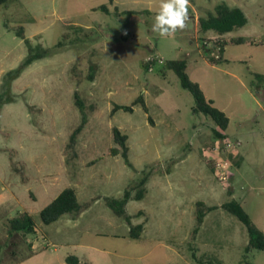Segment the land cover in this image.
I'll list each match as a JSON object with an SVG mask.
<instances>
[{
    "label": "rangeland",
    "instance_id": "1",
    "mask_svg": "<svg viewBox=\"0 0 264 264\" xmlns=\"http://www.w3.org/2000/svg\"><path fill=\"white\" fill-rule=\"evenodd\" d=\"M222 2L241 8L248 22L225 34L224 60L212 63L203 40L219 35L192 42L191 5L205 17ZM160 3L0 4V264H264V250L246 249L244 223L221 207L237 199L264 231V82L255 77L264 75V0H192L187 27L164 37L152 30ZM103 4L110 10L95 9ZM234 37L245 41L230 42ZM35 53L43 56L8 77ZM149 58L164 62L149 70ZM180 58L230 117L225 140L215 138L211 117L194 110L196 99L176 72L164 68ZM141 94L148 112L137 104L112 114L114 104L131 105ZM82 110L87 123L72 141ZM114 126L129 137L132 165L110 155ZM217 144L230 162L225 180L215 167ZM142 180L144 198L134 199ZM68 186L80 211L45 224L41 210ZM126 190L130 221L107 204ZM198 201L218 206L201 225ZM23 211L33 216L35 233L11 229L9 220ZM137 224L143 229L133 238ZM70 255L79 262H68Z\"/></svg>",
    "mask_w": 264,
    "mask_h": 264
},
{
    "label": "trees",
    "instance_id": "2",
    "mask_svg": "<svg viewBox=\"0 0 264 264\" xmlns=\"http://www.w3.org/2000/svg\"><path fill=\"white\" fill-rule=\"evenodd\" d=\"M10 0H0V4L7 5ZM114 0H109V4L112 5ZM95 9H101L103 11H109L110 7L107 4H103ZM126 13H132L131 11H125ZM248 22V17L246 13L239 7H232L229 4L222 2L216 6V11L209 13L205 17H201L199 20L201 32H207L213 30L218 35L222 36L226 33L233 31L235 28L243 27ZM19 36L25 38L24 28L21 27L19 31ZM244 37H234L230 40L233 43H244ZM228 42L224 41L222 43L221 58L215 59L210 56L208 59L212 63H219L224 60V52ZM43 55L41 53H35L29 55L23 63L16 69L11 70L8 73L10 79L18 78L21 73L27 68L35 59L41 58ZM148 63V62H147ZM188 62L186 59H172L168 60L164 66L165 69H172L179 76L181 84L184 88L188 89L196 99V107L194 110L196 112L205 113L213 119L216 124L214 128V136L217 139L225 140L227 138L226 130L230 124V117L225 111L214 105V101L208 99L201 85L193 81L187 72ZM94 77L92 74L90 75ZM256 79L264 82V75L256 74ZM76 99L81 109H83L82 102H80L79 96L76 95ZM141 104L143 109L148 112V107L144 98V95L138 96L131 105L114 104L112 108V114H115L118 110L133 111L134 106ZM83 111V110H82ZM150 118V116H149ZM87 123V116L83 111L82 123L76 128L72 134V141H75L76 136L83 129L84 125ZM113 138L115 146L111 147L110 155L122 154L126 162L132 165L129 160V145H128V135L123 133L117 126L113 127ZM98 159L93 160L95 163ZM145 181H140V188L138 189L134 199H143L145 195V189L143 187ZM132 199V194L130 190H126L124 195L120 198H111L107 200V204L110 208L114 210L118 215H124L128 221L131 220V216L126 214V205ZM197 220L198 225L204 222V218L209 211L216 209L217 205H207L203 201L197 202ZM221 207L231 214L235 215L241 222L244 223L248 230L249 242L247 245V250L260 249L264 250V231H262L252 220L249 213L245 210L242 203L237 199H231L224 202ZM81 209V204L78 199V194L75 187L68 186L64 188L59 195L52 200L48 205H46L40 212V217L45 224H51L58 221L63 215L68 213H78ZM9 224L12 230L22 232L24 234L35 233L36 223L33 216L28 211H23L19 215L11 218ZM143 229L142 224H137L131 227L130 235L133 238H139L141 236V231ZM199 228H196V231ZM2 243L0 242V252L2 251ZM198 261L203 262V258H197ZM212 259H209L211 261ZM68 262L78 263L79 258L75 255H70L67 257ZM205 262V261H204Z\"/></svg>",
    "mask_w": 264,
    "mask_h": 264
},
{
    "label": "clouds",
    "instance_id": "3",
    "mask_svg": "<svg viewBox=\"0 0 264 264\" xmlns=\"http://www.w3.org/2000/svg\"><path fill=\"white\" fill-rule=\"evenodd\" d=\"M189 0H161L152 30L161 37L169 36L187 27Z\"/></svg>",
    "mask_w": 264,
    "mask_h": 264
},
{
    "label": "built area",
    "instance_id": "4",
    "mask_svg": "<svg viewBox=\"0 0 264 264\" xmlns=\"http://www.w3.org/2000/svg\"><path fill=\"white\" fill-rule=\"evenodd\" d=\"M225 40L223 39L222 36H216L214 38H209V39H205L203 40V46L205 47V49L207 51H209V55L214 57L215 59H219L221 58V49H222V43ZM159 61L161 63H163L164 61L161 58H149L148 60H146V62H148L150 64L149 66V70H153V64ZM232 147V143H225V148L227 151H230ZM215 153L217 154V157L215 158V167H216V171L218 173V176L220 179L225 180L227 179V169L230 166V162L229 160H226L222 155H221V147L220 145H216L215 146Z\"/></svg>",
    "mask_w": 264,
    "mask_h": 264
},
{
    "label": "crops",
    "instance_id": "5",
    "mask_svg": "<svg viewBox=\"0 0 264 264\" xmlns=\"http://www.w3.org/2000/svg\"><path fill=\"white\" fill-rule=\"evenodd\" d=\"M119 2V0H114V3L112 5H116ZM192 0H189V5H191ZM192 8L194 9V15H193V22H194V30L193 33H191V38H192V42L196 41L197 38H201L202 36H215L218 35V33H216L213 30H209L207 32H201L200 30V24H199V20L202 17L200 15V13L194 8L193 5H191ZM117 7V6H116ZM125 36L129 37L130 35L128 33L125 34ZM220 36V35H219ZM222 37H225V34L222 35ZM209 99V98H208Z\"/></svg>",
    "mask_w": 264,
    "mask_h": 264
}]
</instances>
